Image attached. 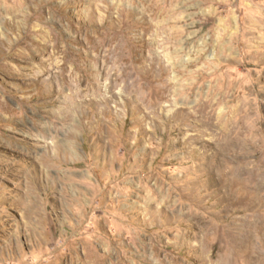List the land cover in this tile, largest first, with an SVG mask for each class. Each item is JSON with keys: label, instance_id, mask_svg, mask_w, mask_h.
Returning <instances> with one entry per match:
<instances>
[{"label": "rangeland", "instance_id": "rangeland-1", "mask_svg": "<svg viewBox=\"0 0 264 264\" xmlns=\"http://www.w3.org/2000/svg\"><path fill=\"white\" fill-rule=\"evenodd\" d=\"M0 264H264V0H0Z\"/></svg>", "mask_w": 264, "mask_h": 264}]
</instances>
